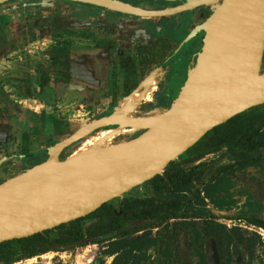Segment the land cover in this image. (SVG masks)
Masks as SVG:
<instances>
[{
	"label": "rangeland",
	"instance_id": "rangeland-1",
	"mask_svg": "<svg viewBox=\"0 0 264 264\" xmlns=\"http://www.w3.org/2000/svg\"><path fill=\"white\" fill-rule=\"evenodd\" d=\"M128 1L155 9L185 0ZM217 4L214 0L178 14L142 19L70 0L0 1V181L41 162L49 145L90 119L119 109L123 70L118 62L123 56H130L138 64L132 76L138 85L148 81V99L126 114L163 115L172 102L169 75L191 70L200 37L187 42L181 56L166 58L151 69L140 64L145 53L142 45L155 33H165V21L170 18H179L177 34H165L177 43ZM57 14L68 15L71 25L54 29L52 21ZM175 25L174 19L166 22L169 29ZM65 57L75 67L70 77L62 79L52 67ZM260 71L264 72V55ZM173 80L175 92L180 79ZM256 112L264 117V106ZM20 120L24 121L21 125ZM104 128L66 145L60 157L88 146ZM122 128L123 133L108 136L103 144L125 140L142 130ZM254 140L260 142L256 150H244L243 154L239 148L223 145L188 164L182 162L188 153H180L156 175L195 163H199L203 175L179 193L154 189V175L107 201L118 213L124 207L134 209L124 205L125 199L178 198V209L162 222L139 219L134 226L50 247L6 264L28 259L29 264H205L204 242L209 232L216 236L219 264H264V229L256 225L264 219V120ZM93 220L84 217L81 226Z\"/></svg>",
	"mask_w": 264,
	"mask_h": 264
},
{
	"label": "water",
	"instance_id": "water-1",
	"mask_svg": "<svg viewBox=\"0 0 264 264\" xmlns=\"http://www.w3.org/2000/svg\"><path fill=\"white\" fill-rule=\"evenodd\" d=\"M70 1L154 17L172 15L214 0H185L157 9L122 0ZM214 26L220 27L216 34L212 31ZM199 30L203 33L194 65L186 72L160 119L115 111L90 119L49 145L41 162L0 181V242L25 237L90 213L158 174L213 126L264 103V72L260 71L264 0H219L186 33L177 48ZM217 50L226 54L218 64L212 58ZM119 123L142 130L125 140L86 147L58 158L66 145L92 130ZM204 251L206 264H219L213 237L206 239Z\"/></svg>",
	"mask_w": 264,
	"mask_h": 264
},
{
	"label": "trees",
	"instance_id": "trees-1",
	"mask_svg": "<svg viewBox=\"0 0 264 264\" xmlns=\"http://www.w3.org/2000/svg\"><path fill=\"white\" fill-rule=\"evenodd\" d=\"M70 25L68 15H54L52 23L54 29L67 28ZM173 47L174 43L165 37L150 40L146 45L142 46L146 56L142 57L140 64L145 65L147 68L152 67L162 60ZM121 66L124 68L123 94H128L138 83L137 79L132 78L136 64L130 57H125L121 61ZM73 67L75 66L71 64V59L65 57L62 61L55 64L52 70L62 79H66L72 75ZM184 78L180 79V86ZM8 79L19 80L15 77H8ZM62 79L60 82H62ZM56 81L58 82V80ZM24 89V94L28 96L27 87L25 86ZM260 106H264V103L251 106L213 126L184 151L188 154L183 158L182 162L188 164L223 145L233 146L235 149L239 148L243 151V154L244 150H256L260 146V142L254 140V135L264 120V117H261V114L256 112ZM201 175H203V170L200 169L199 163H195L184 168H177L174 171H164L161 176L156 175V177L152 178L151 182L154 189L175 194L183 191L194 179L199 178ZM261 200L264 201V196L261 197ZM123 203L127 208L134 207V209L129 211L124 207L120 212L115 213L113 205L105 202L82 217L60 223L52 228L44 229L25 237L1 241L0 262L6 264L22 258H28L34 253L43 252L50 247L71 245L85 237L104 234L123 226H134L139 219H152L156 223H160L171 217L170 215L179 207L178 198L173 201L157 200L153 197H135L125 199ZM84 217H93L94 220L82 227L81 220ZM256 225L264 229V219H259ZM208 235H211L214 239L216 237L213 232H209Z\"/></svg>",
	"mask_w": 264,
	"mask_h": 264
},
{
	"label": "bare ground",
	"instance_id": "bare-ground-1",
	"mask_svg": "<svg viewBox=\"0 0 264 264\" xmlns=\"http://www.w3.org/2000/svg\"><path fill=\"white\" fill-rule=\"evenodd\" d=\"M220 30V27L214 26L212 28V31L214 34H216ZM226 57L225 52L222 51H216L213 53V60L215 63H220L223 61ZM148 99V81H142L137 88L133 89L128 95H124L119 103V109L116 110L117 113H123L126 114L130 110L134 109L136 106H138L141 101ZM153 115V114H152ZM161 116H149L147 118L158 120L162 117ZM118 126H114L111 128H105L102 130L95 138L94 140L88 145V146H81V149H84L86 147H94L99 146L100 144H103L104 140L108 136H117L125 131V129L122 128V123L117 124ZM121 125V126H120ZM126 126V125H125ZM136 126H130L129 128L134 129ZM131 130V129H130ZM92 139V138H91ZM31 259H28L27 262L23 263H17L16 264H29Z\"/></svg>",
	"mask_w": 264,
	"mask_h": 264
},
{
	"label": "flooded vegetation",
	"instance_id": "flooded-vegetation-1",
	"mask_svg": "<svg viewBox=\"0 0 264 264\" xmlns=\"http://www.w3.org/2000/svg\"><path fill=\"white\" fill-rule=\"evenodd\" d=\"M122 1H125V2H128L129 3V1L128 0H122ZM182 1H180L179 3H181ZM218 2H219V0H218ZM176 5V4H175ZM85 6V5H84ZM174 6V5H173ZM202 6V5H201ZM97 7V6H96ZM140 7H143L142 5H140ZM146 7H148V6H146ZM199 7V6H198ZM101 8V7H100ZM144 8V7H143ZM165 8V7H164ZM196 8V7H195ZM85 9H86V7H85ZM104 9V8H103ZM148 9V8H147ZM155 9H157V8H155ZM193 9V8H192ZM190 10V9H189ZM184 11H187V10H184ZM183 12V11H182ZM179 13H181V12H179ZM124 14H126V13H124ZM175 14H178V13H175ZM172 15H174V14H172ZM133 16H135V15H133ZM169 16V15H168ZM137 17H141L142 19L143 18H146V16H137ZM154 17H161V16H154ZM163 17H165V16H163ZM170 19H174V20H176V25H175V28L174 29H169L167 26H166V22L168 21V20H170ZM170 19H167V21H165V25H164V30H165V33L167 34V32L168 33H171L172 35H176L177 34V32H175L176 30V26H177V22H178V20H179V18H170ZM69 20H70V18H69ZM53 22V21H52ZM70 23H71V20H70ZM196 25V24H195ZM192 28V27H191ZM190 28V29H191ZM63 29V28H62ZM189 29V30H190ZM188 30V31H189ZM187 31V32H188ZM186 32V33H187ZM165 33H155V35L154 36H152V37H149V39L147 40V43L150 41V40H154V39H156V38H159V37H165V38H167V39H169L171 42H173L174 43V47L172 48V50L170 51V52H168V54H166L164 57H163V59L162 60H160L157 64H155V65H153L152 67H154V66H156V65H158L160 62H162L163 60H165L166 58H169V57H173V56H181V55H179V54H182V52H183V50L185 49V44L187 43V42H189L190 40H193L194 39V37H196V36H199L200 38V42H199V47H200V45H201V36H202V30H199V31H197L196 33H195V35H193L191 38H189L187 41H185L183 44H182V46L180 47V48H177L178 47V44H179V42L181 41V39L186 35V33H185V35L180 39V41H178L177 43H176V41L173 39V38H169V37H167L166 36V34ZM146 43V44H147ZM146 44H144V45H146ZM144 45H142V46H144ZM145 52V51H144ZM144 57L146 56V52L144 53V55H143ZM142 56V57H143ZM125 57H130V56H128V55H126V56H123V57H121L120 59H119V67L120 68H122V70H123V79H124V68L121 66V61L125 58ZM142 57H141V59H142ZM131 58V57H130ZM132 59V58H131ZM133 60V59H132ZM134 62V61H133ZM135 63V62H134ZM136 64V67H135V70H136V68H137V66H138V64L137 63H135ZM152 67H150V68H147V67H145V65H144V68H147V69H151ZM163 73V72H162ZM73 74V73H72ZM170 77H169V79H168V86H170V88H171V90H170V95H171V99H173L175 96H176V94H177V92H178V88H179V86H177V89H176V91L174 92V88H175V82H174V80H173V77H177V81H178V79H181L182 77H185V73H183V74H181V73H178V72H176V71H172L171 73H170V75H169ZM123 79H122V82H121V86H122V83H123ZM139 83V82H138ZM138 83H137V85H138ZM136 85V86H137ZM135 86V87H136ZM133 90V89H132ZM131 90V91H132ZM130 91V92H131ZM129 92V93H130ZM128 93V94H129ZM128 94H123V89H122V96H124V95H128ZM115 126V124H111V125H107V126H103V127H106V128H111V127H114ZM100 128V127H99ZM96 129H98V128H96ZM105 129V128H104ZM94 131H96L95 129L94 130H92L91 132H94ZM91 132H89V133H91ZM139 133V132H138ZM136 135V134H135ZM61 152H62V150L60 151V153H59V155H58V158L59 159H61V157H60V155H61ZM138 198H147V197H138ZM120 212V211H119ZM119 228H116V229H114V230H118ZM208 237H212L211 235H208L207 237H206V239L208 238ZM214 238V237H213ZM206 239H205V242H206ZM215 240V239H214ZM204 242V243H205ZM215 242H216V240H215ZM204 248H205V244H204ZM216 248H217V244H216ZM217 252H218V249H217ZM218 257H219V254H218ZM204 259H205V251H204ZM205 264H206V262H205Z\"/></svg>",
	"mask_w": 264,
	"mask_h": 264
},
{
	"label": "crops",
	"instance_id": "crops-1",
	"mask_svg": "<svg viewBox=\"0 0 264 264\" xmlns=\"http://www.w3.org/2000/svg\"><path fill=\"white\" fill-rule=\"evenodd\" d=\"M23 122H24L23 120H20V121H19V124L21 125V124H23Z\"/></svg>",
	"mask_w": 264,
	"mask_h": 264
}]
</instances>
